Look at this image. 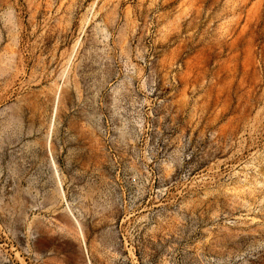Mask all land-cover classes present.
I'll return each instance as SVG.
<instances>
[{
	"label": "rangeland",
	"instance_id": "obj_1",
	"mask_svg": "<svg viewBox=\"0 0 264 264\" xmlns=\"http://www.w3.org/2000/svg\"><path fill=\"white\" fill-rule=\"evenodd\" d=\"M0 264H264V0H0Z\"/></svg>",
	"mask_w": 264,
	"mask_h": 264
}]
</instances>
